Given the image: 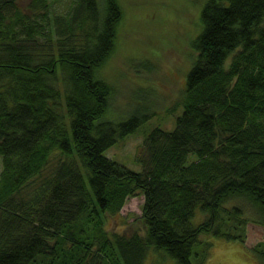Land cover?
I'll return each mask as SVG.
<instances>
[{"label": "trees", "instance_id": "1", "mask_svg": "<svg viewBox=\"0 0 264 264\" xmlns=\"http://www.w3.org/2000/svg\"><path fill=\"white\" fill-rule=\"evenodd\" d=\"M60 1L0 0V264H153L152 244L204 264L203 234L264 226V0H205L170 127L141 89L112 119L98 69L119 50V0ZM141 126L134 171L106 151ZM137 196L147 244L106 225ZM251 249L264 264V241Z\"/></svg>", "mask_w": 264, "mask_h": 264}, {"label": "rangeland", "instance_id": "2", "mask_svg": "<svg viewBox=\"0 0 264 264\" xmlns=\"http://www.w3.org/2000/svg\"><path fill=\"white\" fill-rule=\"evenodd\" d=\"M70 2L71 0H61L53 4L51 9L64 11ZM119 2L124 13L117 33L119 50L112 60L110 58L98 69V77L105 79L112 89L115 88L113 110L116 113L112 119L117 120L128 114L134 105V99L137 104L146 103L148 95L144 96L141 90L150 95L154 92L159 95L158 107L167 114V100L177 96L183 85L184 69L189 66L184 55L188 52L189 41L196 35L205 0ZM174 114H167L161 121L170 127ZM155 120L157 118L153 117L152 121ZM142 138V133L130 134L107 150L106 155L123 165L136 167L137 147L141 145ZM1 169L0 156V171ZM142 204L141 196L129 198L115 219H108L107 228L110 231L128 233L143 229L140 219ZM251 217L255 218V215ZM205 239L211 243L205 264H262L251 248L257 242L264 241V226L249 222L245 241L212 236H206Z\"/></svg>", "mask_w": 264, "mask_h": 264}, {"label": "bare ground", "instance_id": "3", "mask_svg": "<svg viewBox=\"0 0 264 264\" xmlns=\"http://www.w3.org/2000/svg\"><path fill=\"white\" fill-rule=\"evenodd\" d=\"M142 128H143V126H141V127H139V128H137L135 131H134V128H132L133 129V132L135 133V132H137V133H142L143 134V132H142ZM115 159V158H114ZM136 162V161H135ZM127 164V163H126ZM126 166V165H125ZM127 167H129L130 169H133L134 171H139L140 169H141V167L139 166V165H137L136 164V167H131V166H127ZM142 198H143V196H141ZM132 198V197H131ZM127 202V201H126ZM143 203H144V198H143ZM143 205V204H142ZM141 210H142V208H141ZM142 212H141V215H140V219H141V224H142V227H143V233H142V239H143V242H144V240H145V242L144 243H150V235L149 236H147L149 233H148V227H147V225H146V223L145 222H143V219H142ZM109 231H110V229H108ZM110 232H112V231H110ZM206 236H208V235H204L203 234V236L201 237L200 236V240H204V241H207V239H205V237ZM146 237V238H145ZM209 237V236H208ZM246 240V239H245ZM208 242V241H207ZM210 243V242H209ZM211 246V245H210ZM152 247H154V245L152 244V245H148V247H146V250L147 249H149V251H147V253L149 252V255H148V262H153V264H164V263H166V264H175V262L173 261V260H170V259H168L165 255H164V257H163V260L162 259H160V257L158 256V254H154L155 252L152 250L153 248ZM209 254V253H208ZM151 256V259H149V257ZM157 257H159V261H157ZM206 259H207V256H206ZM206 261V260H205ZM205 264V263H204Z\"/></svg>", "mask_w": 264, "mask_h": 264}]
</instances>
